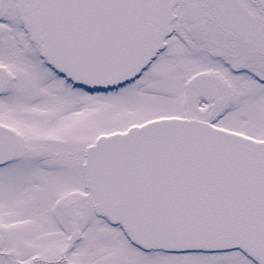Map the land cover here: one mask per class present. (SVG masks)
<instances>
[{
    "label": "snow or ice",
    "instance_id": "1",
    "mask_svg": "<svg viewBox=\"0 0 264 264\" xmlns=\"http://www.w3.org/2000/svg\"><path fill=\"white\" fill-rule=\"evenodd\" d=\"M0 264H264V0H0Z\"/></svg>",
    "mask_w": 264,
    "mask_h": 264
}]
</instances>
